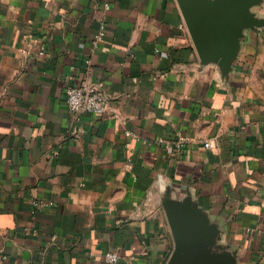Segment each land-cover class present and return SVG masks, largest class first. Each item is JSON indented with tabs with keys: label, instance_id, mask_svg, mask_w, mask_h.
<instances>
[{
	"label": "crops",
	"instance_id": "0c3cea01",
	"mask_svg": "<svg viewBox=\"0 0 264 264\" xmlns=\"http://www.w3.org/2000/svg\"><path fill=\"white\" fill-rule=\"evenodd\" d=\"M246 44L227 81L177 0H0V264H167L168 192L218 224V251L264 264ZM81 82L110 94L107 112L70 113Z\"/></svg>",
	"mask_w": 264,
	"mask_h": 264
},
{
	"label": "water",
	"instance_id": "95a60500",
	"mask_svg": "<svg viewBox=\"0 0 264 264\" xmlns=\"http://www.w3.org/2000/svg\"><path fill=\"white\" fill-rule=\"evenodd\" d=\"M177 1L201 63L216 66L229 81L248 31L264 26V17L253 10L263 0ZM163 204L175 240L167 264H236L232 253L218 251L221 230L196 201L168 192Z\"/></svg>",
	"mask_w": 264,
	"mask_h": 264
},
{
	"label": "built area",
	"instance_id": "2783aa9c",
	"mask_svg": "<svg viewBox=\"0 0 264 264\" xmlns=\"http://www.w3.org/2000/svg\"><path fill=\"white\" fill-rule=\"evenodd\" d=\"M105 35L104 30L96 36V41L102 39ZM90 64L91 60L87 58ZM65 99L70 113L74 116L82 113L104 114L108 111L111 97L110 94L99 86H91L86 82H81L76 85H69L66 87ZM210 141L205 142L206 147H210ZM40 205H46L45 202H39ZM38 203V204H39ZM120 254L115 251L106 253V259L111 262H117L120 259Z\"/></svg>",
	"mask_w": 264,
	"mask_h": 264
},
{
	"label": "rangeland",
	"instance_id": "374dc122",
	"mask_svg": "<svg viewBox=\"0 0 264 264\" xmlns=\"http://www.w3.org/2000/svg\"><path fill=\"white\" fill-rule=\"evenodd\" d=\"M264 17V0L253 9ZM246 47L249 50L248 84L252 94L264 103V26L257 30H249Z\"/></svg>",
	"mask_w": 264,
	"mask_h": 264
}]
</instances>
